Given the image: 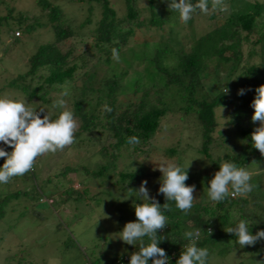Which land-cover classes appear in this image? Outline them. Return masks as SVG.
<instances>
[{
    "label": "trees",
    "instance_id": "obj_1",
    "mask_svg": "<svg viewBox=\"0 0 264 264\" xmlns=\"http://www.w3.org/2000/svg\"><path fill=\"white\" fill-rule=\"evenodd\" d=\"M70 1L82 5H79L81 11L85 9L86 14L83 17V13L68 15L60 5L50 0H36L39 12L29 14L17 10L13 14L8 0H0V6L7 10L0 15V30L2 27L12 30L14 27L10 25V20L14 21L17 29L12 35L17 38L21 32L50 26L52 40L37 47L28 59L29 68L18 74L16 79L24 80L21 89L29 99L36 98L40 103L50 106L53 103L52 93H62L68 87L66 99L71 100V111L79 123L73 145L77 148L78 141L81 147L85 146L86 141L89 145L98 142L97 153L102 157V161L92 164L94 168L90 169L91 174L103 178L116 175L115 184H119L120 189L132 197L137 190L136 186L149 176L144 161L159 149L156 136L164 127L161 120L175 110L179 111L178 119L190 117L198 127L195 133L185 136L184 147L189 142L193 145L194 140L196 142L200 138L196 150L206 158V166L212 167V171L202 174L197 170L191 171L194 168L190 166L186 185L194 181L198 187L201 185L208 190V182L224 162L245 169L252 168L253 164L264 166V156L255 149L251 140V133L256 128L251 119L254 113L251 103L256 95L255 89L264 85V0H225L228 12H213L210 4L208 14L197 9L187 22L193 30L189 45L184 46L177 39L173 42L168 33L170 29L164 34L159 32L163 35L160 34L155 42L153 55L147 57L149 65L145 68V79L140 82L138 77H132L121 86L120 81L126 70L113 68L112 49H117L119 53L121 46L135 30H163L166 22L180 20L179 12L170 8L169 12L155 13L152 0H148L150 16L145 18L137 0H122L125 11L121 15L113 8L110 0ZM196 16L205 17L210 28L197 34L193 26ZM16 30L20 32L19 35L14 34ZM81 31H91L88 45H85L84 33ZM147 54L145 51L144 55ZM134 57L132 59H136ZM252 58H255L254 61ZM96 64L98 71L94 70ZM126 64L130 66L131 63L128 61ZM87 65V68H82ZM102 65L109 66L111 71L99 77L97 74ZM147 83L150 85L143 86ZM242 86L248 88V93H235L240 100L232 101L229 91ZM226 87L228 93H224ZM125 88L140 93L134 100L120 101L117 94ZM102 102L112 108L110 113L102 108L103 122L97 111ZM229 103H232V108L227 112L228 120L221 123L217 109L221 106L225 108ZM50 117L55 120L58 113ZM172 117L177 119L175 115ZM167 124L173 123L169 121ZM181 124L176 135L165 134V144L160 147L162 154L175 165L187 169L189 165L183 164L180 159L186 151L181 147ZM97 126L105 127L106 137L101 145L96 136L90 135ZM232 133H235L237 143L228 141L227 136ZM132 136L138 137L140 143L129 144L128 138ZM122 156H127L129 160L117 170L116 160ZM78 166L81 167L80 164ZM74 169L76 165L72 164L64 167V170ZM29 172L33 175V170ZM253 178L250 180L253 188L248 194L236 197L229 195L219 203L196 200L187 215L176 208L174 201H166L163 194L155 198L161 205L167 202L170 208L162 209L168 218L167 226L157 232V239L161 240L158 246L165 250L168 264H176L181 252L186 250L189 240L184 233L187 231L202 229L197 246L208 249V264L212 252L222 255L234 246L241 248L237 237L226 232L227 228L236 227L241 220H245L251 234L264 230V202L261 201L260 191L256 189ZM72 181L69 177L71 188L64 187L62 190L61 186L59 189L65 196L61 201L78 191L72 187ZM17 193L19 191H13L10 195ZM132 199L137 201L138 197ZM0 200H6V195ZM3 214V205H0V218ZM208 229L212 230L210 236ZM143 241L145 245L151 242L148 237H144ZM139 245L137 241L131 251H123L103 262L102 257L97 256L89 264H129L131 255L139 251ZM241 249L247 251L251 259L264 257V240ZM148 264H152L151 259Z\"/></svg>",
    "mask_w": 264,
    "mask_h": 264
},
{
    "label": "rangeland",
    "instance_id": "obj_2",
    "mask_svg": "<svg viewBox=\"0 0 264 264\" xmlns=\"http://www.w3.org/2000/svg\"><path fill=\"white\" fill-rule=\"evenodd\" d=\"M50 1L53 4L60 5L68 15L83 13L82 17L84 16L85 9L82 12L80 7L82 5L80 4L79 6L70 0ZM170 2L171 0H152L153 11L155 13L169 12L171 10L168 7ZM8 3L9 7L13 8V14H16L17 10L26 11L29 14L39 12L36 0H8ZM110 3L119 15L124 14L125 8L122 0H110ZM137 5L143 16L148 18L150 16L148 0H137ZM6 11V8L1 5L0 15L5 14ZM194 21L193 26L194 29H197V34L210 28L205 17L196 16ZM166 24L163 30H135L134 34L129 36L126 43L121 46L119 62L112 59L115 70H126L120 81V86L132 77H138L140 82L145 79V68L149 65L147 57H151L154 53L155 42L162 34L159 32L164 34L170 29L171 32L168 30V33L173 42L177 39L184 46L189 45L191 42L190 33L193 30L187 24L178 19L174 23L166 22ZM10 25L14 27L12 30L8 31L5 27L0 30V97L18 101L23 100L27 103V106L38 109V111L43 109L49 116L53 113H58L59 116L65 110L52 107L56 100L63 98L66 101L67 108L71 110V100L61 97V92L52 93V106H50L51 104L40 103L36 98L29 99L21 89L24 80L16 79L18 74L26 72L29 68L28 59L37 47L52 40L50 26L36 27L29 32H21V36L15 38L12 35V32L17 29L14 21L10 20ZM200 27H202V30ZM89 29H91V26ZM81 32L84 33L85 45H88L91 31ZM145 42L148 44L144 45ZM145 51L148 53L146 56L144 55ZM134 56H136V59H132L135 58ZM254 59L251 60L254 61ZM128 61L131 63L130 66L126 64ZM87 67L88 65L82 68ZM94 70H99L97 64ZM109 70L111 71L109 66L102 65L97 76L107 75ZM222 72L224 71L222 70ZM13 79L16 80L12 83ZM148 85L150 84H143V86ZM240 88L245 89L243 86ZM240 88H231L229 91L232 101L237 102L240 100L235 95ZM65 90L68 91V87H65ZM139 93V91L135 92L125 88L123 92H118L117 96L120 101L127 102L136 99ZM247 93L248 88L245 89L244 95ZM104 105L105 103L102 102L97 107L99 119L102 122L104 118L102 108ZM231 108L232 103H229L225 108L223 107V111L222 107L217 109L218 120L221 123L228 120L227 112ZM177 113H179L178 110L170 112L161 120L164 127L156 136L159 149L155 151V154L147 156L144 161L149 176H146L143 181L147 180L146 187L149 189L150 197L156 198L159 195L158 189L163 181V174L157 167L162 163H173L170 158L162 154V147H160L165 144V134L176 135L178 133L176 130L182 123L181 147L183 148L184 141H186V139L184 140L185 136L189 133H195L198 128L194 123L195 120L190 117L180 120L177 118ZM173 115L177 119H173ZM41 118H43V113ZM75 120L77 121V119ZM169 121L173 124L168 125ZM255 125L256 127L260 126L259 122H256ZM104 130L105 127L97 126L92 130L93 134H89L96 136V140L101 145L106 137ZM85 137L84 135V139ZM235 137V133L227 136L230 143H237L238 140ZM218 140L220 141V138ZM199 142L200 138L196 142L194 140V147H190L193 145L189 142L188 146L183 148L186 151L181 154L180 159L183 164L194 168L191 171L197 170L203 174L212 171V167L206 166V158L202 157V154L196 150L195 146L199 145ZM77 146L75 148L76 146L72 144L62 151L37 157L33 175L28 172L23 176L13 177L6 184L0 183V198L6 195V200H0L4 213L0 218V264H89L97 256L102 257L103 262L116 254L133 249L134 245H128L120 239V232L127 222L137 221L135 205L146 202L136 193L141 183L136 186L137 190L132 195V197H138L137 201H134L131 195L120 189L119 184H115L116 175L103 178L90 173V169L94 168L92 164L96 161H102V157L97 153L98 142L89 145V142L86 141L85 146L81 147V143L78 141ZM0 147H2L1 144ZM5 150L11 151L7 147ZM128 160L127 156L118 157L116 160L117 170L123 167ZM3 163L4 158H0V167ZM67 164L76 165V169L74 171L64 170ZM79 164L81 167L78 166ZM83 165L84 167H82ZM246 170L252 174L251 179L255 176L253 182L256 189L260 191L261 201L264 202V166L253 164L252 168L249 167ZM69 177L73 179L72 187L78 191L65 201H61L62 198H65L61 193L64 187L71 188L68 183ZM193 184L196 186V192L194 193L196 199L194 201L199 199L211 201L205 187L201 185L198 187L194 181L188 185ZM61 186L63 188L59 190ZM13 191H19V193L11 196L10 193ZM212 253L208 264H239V262L240 264H255V261L264 258L255 257L251 259L248 257L249 253L247 251L244 252L241 248H235V246L222 255Z\"/></svg>",
    "mask_w": 264,
    "mask_h": 264
},
{
    "label": "clouds",
    "instance_id": "obj_3",
    "mask_svg": "<svg viewBox=\"0 0 264 264\" xmlns=\"http://www.w3.org/2000/svg\"><path fill=\"white\" fill-rule=\"evenodd\" d=\"M209 4L213 12L229 11L225 0H196L195 3L192 0H171L168 7L178 11L180 20L187 24L197 9L208 14ZM112 55L113 59L119 62L117 49H112ZM228 91L226 87L224 93ZM255 92L256 95L251 103L254 109L251 119L253 123L259 122L260 126L251 133V140L255 149L260 152L261 156H264V85L257 87ZM237 94L244 95L245 89H239ZM66 96H68L67 91L61 93V97ZM53 107L65 109L55 120L51 119L45 110L37 111L27 106L23 100L0 97V143L8 146L7 148L10 147L11 150L9 152L5 150L6 147L2 145L0 147V158H4V163L0 167V183L6 184L13 177L23 176L33 170L37 157L62 151L65 147L75 143V133L79 125L74 118L73 111L67 108L63 98L56 100ZM103 110L107 113L112 112L108 104L103 106ZM42 113L43 118H41ZM127 142L135 145L139 144L140 140L132 136ZM189 167L190 165L187 169H182L173 163H162L157 167L163 174L158 193L163 194L166 201H174L176 208L185 215L191 210L196 199L194 197L196 186L185 183L189 179ZM251 175L245 168L224 162L208 182L207 195L211 201L217 203L224 201L229 195L232 197L246 195L253 188L250 184ZM146 185L147 180L142 181L136 191L137 195L146 201L135 205L137 221L125 224L120 232V239L128 245L140 242L139 251L131 255L129 264H148L150 259L152 264H168L165 250L158 246L161 240L157 239V232L167 226L168 218L163 214L162 209L170 210V208L167 202L161 205L155 197H150ZM201 231L202 229H196L184 233L189 244L186 250L181 252L176 264H207L208 249L197 246ZM226 232L237 237V243L241 248L254 246L258 241L264 240V230L257 231L255 235L251 234L248 222L245 220H241L236 227L227 228ZM207 233L210 236L212 230L208 229ZM144 237H148L151 242L145 245ZM255 264H264V258L255 261Z\"/></svg>",
    "mask_w": 264,
    "mask_h": 264
},
{
    "label": "built area",
    "instance_id": "obj_4",
    "mask_svg": "<svg viewBox=\"0 0 264 264\" xmlns=\"http://www.w3.org/2000/svg\"><path fill=\"white\" fill-rule=\"evenodd\" d=\"M15 34L16 35H19L20 34V32L19 31H15ZM2 146H4V147H8V146H5V145H3L2 143H0Z\"/></svg>",
    "mask_w": 264,
    "mask_h": 264
}]
</instances>
